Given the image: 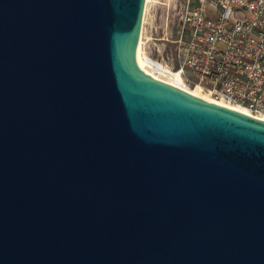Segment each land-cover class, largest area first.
Listing matches in <instances>:
<instances>
[{
	"label": "water",
	"instance_id": "1",
	"mask_svg": "<svg viewBox=\"0 0 264 264\" xmlns=\"http://www.w3.org/2000/svg\"><path fill=\"white\" fill-rule=\"evenodd\" d=\"M146 0H0V264H264V119L137 62Z\"/></svg>",
	"mask_w": 264,
	"mask_h": 264
},
{
	"label": "built area",
	"instance_id": "2",
	"mask_svg": "<svg viewBox=\"0 0 264 264\" xmlns=\"http://www.w3.org/2000/svg\"><path fill=\"white\" fill-rule=\"evenodd\" d=\"M173 3L180 8L177 27L167 32L165 55L150 57L147 68L167 82L179 76L177 86L264 119V0ZM142 32L143 25L141 39Z\"/></svg>",
	"mask_w": 264,
	"mask_h": 264
},
{
	"label": "rangeland",
	"instance_id": "3",
	"mask_svg": "<svg viewBox=\"0 0 264 264\" xmlns=\"http://www.w3.org/2000/svg\"><path fill=\"white\" fill-rule=\"evenodd\" d=\"M180 14L179 5L173 0H148L142 32V55L152 58L165 55L166 37L169 29H176Z\"/></svg>",
	"mask_w": 264,
	"mask_h": 264
},
{
	"label": "bare ground",
	"instance_id": "4",
	"mask_svg": "<svg viewBox=\"0 0 264 264\" xmlns=\"http://www.w3.org/2000/svg\"><path fill=\"white\" fill-rule=\"evenodd\" d=\"M147 2L148 0H146V6H147ZM141 44H142V39L140 38L139 40V48H138V56H137V62L139 64V66L141 68H143V70H145L146 72H148L149 74H152L153 76H157L154 72H151V70L149 68H147L148 65H152V60L149 56L147 55H142V48H141ZM171 83L175 84V85H179L181 86L182 85V80L179 76H177L175 79H172L170 81ZM191 92H193L194 94H198L200 95V92L198 90H189ZM236 109H239V110H242L241 108L239 107H234Z\"/></svg>",
	"mask_w": 264,
	"mask_h": 264
}]
</instances>
